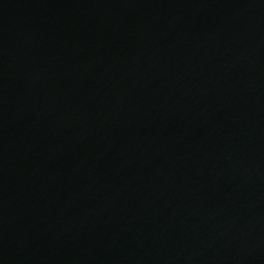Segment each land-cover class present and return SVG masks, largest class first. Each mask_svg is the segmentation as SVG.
<instances>
[{"label": "water", "instance_id": "water-1", "mask_svg": "<svg viewBox=\"0 0 264 264\" xmlns=\"http://www.w3.org/2000/svg\"><path fill=\"white\" fill-rule=\"evenodd\" d=\"M0 264H264V0H0Z\"/></svg>", "mask_w": 264, "mask_h": 264}]
</instances>
